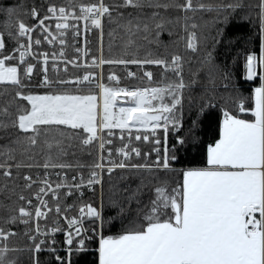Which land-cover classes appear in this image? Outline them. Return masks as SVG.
Segmentation results:
<instances>
[{
  "label": "snow or ice",
  "instance_id": "1",
  "mask_svg": "<svg viewBox=\"0 0 264 264\" xmlns=\"http://www.w3.org/2000/svg\"><path fill=\"white\" fill-rule=\"evenodd\" d=\"M121 6L133 9L176 7L185 12L196 10L193 0H186L184 4L123 0ZM24 7V4L0 7V13L4 16L3 30L0 31V84H11L17 88L13 100L0 108V132L5 133V142L0 144V170L3 176L11 178L13 168L33 167V164H26L18 157L32 160L34 149L41 144L49 151L48 160L43 164L45 169L70 168L69 164L52 161L54 149L60 155L64 154L63 139H48L53 132L65 138L66 132L60 126H66L81 130L79 135L84 145L97 143L99 154L90 166L86 181L83 175L72 184H68L65 178L63 184L58 183L52 189L45 179L42 182L44 187L36 195L42 208L53 211L41 197V194L47 195L51 191L57 202L55 212H67L73 206L65 209L59 206L58 189L67 188L66 196H72L74 190L79 192L85 185L93 191L99 185L102 191L105 173L111 176L117 169L132 174L147 173L151 177L148 183L142 177L136 189L123 200L109 198L107 208L112 209L114 215L106 214L103 194L98 207L86 203L79 207V216L65 215L68 258L62 259L56 254L54 246L47 248L55 254L54 259L58 264H71L73 248L76 252H86L93 243L98 245V264H264V0L259 5L261 12L257 31L247 38V44H254L255 47H245L238 53L244 58V79L254 82L255 87L250 88L247 95L233 87L232 94L222 98V105L217 104L214 94L208 95L195 111L190 102L187 127L184 92L196 84V79L185 82L183 58L180 55H174L169 60L153 57L149 53L141 58L133 50L135 40L130 38L121 54L105 57L103 19L107 16L111 21L112 7L104 0L88 4L70 2L66 6L49 4L42 11L33 5L26 13L33 20L31 25L18 19L19 10ZM198 7L222 14L214 21L218 25L216 37L202 59L209 83L213 86L211 92L214 93L216 78L224 81L225 89L231 83L232 73L226 65L217 62L216 48L224 39L230 15L241 9L243 4L241 0H233L225 5L200 4ZM158 15V12L153 13V17ZM69 20L73 21L71 25ZM48 21L55 22L58 35L50 31L52 25L46 23ZM80 21L84 22L85 32L90 25L100 31V55L83 65L76 60L64 59L65 73L68 65L84 69L82 75L65 79L59 75L61 68L57 60V56H65L63 50L41 54L39 51L34 53L33 48L40 46L42 41L55 44L58 39L63 49L69 32L74 37L81 35ZM155 27L160 30L157 32L159 36L163 24L157 23ZM192 27L196 28V25ZM124 28L130 37L141 31V25L132 21ZM143 30L149 31V26L144 24ZM33 33H36L35 38ZM187 47L198 50L195 32L187 41ZM76 51L80 52L81 49L77 48ZM41 55L42 66L37 68L41 64ZM84 55H88L87 50H84ZM49 56L53 58L55 78L48 75ZM104 65L123 66L125 69L136 65L141 76L137 77L133 71H126V76L146 80L147 84L134 88L121 87V77L115 72L107 76L108 83H105ZM148 65L163 66L160 76L162 86H154V73L146 70ZM34 71L42 79L33 85ZM169 71L176 77L175 80H168ZM31 87L46 91L44 94H33L31 90L25 92L26 88ZM17 99L26 102L27 106L16 103ZM122 100L128 106H120ZM13 106L15 116L10 111ZM218 106L223 115L218 138L206 145L203 159H189L186 153L190 154L192 148L201 143L199 132L202 116L206 110ZM9 129L16 130L14 138L8 134ZM114 129L120 130V146L115 149L106 147L113 145ZM85 133L86 137L83 135ZM134 142L150 144L151 149L142 151ZM196 164L202 166H194ZM24 180L26 187L31 189L35 183L32 177L24 176ZM73 181H76L75 177ZM145 189L146 200L142 199ZM79 194L83 195L82 192ZM19 200L32 205V201L22 194ZM0 207L9 212L4 220L6 225L18 222L28 225L33 216L37 221L42 217L47 218V212L42 211L41 207L34 211L23 206L10 210L7 206ZM13 212H18V215ZM117 226L119 231L110 234V230ZM60 230L57 226L51 231L54 235ZM35 231L43 236L48 235L47 232H40L38 224ZM15 235L0 226V264H18L14 253L20 250L8 244L10 237ZM29 239L33 242L29 251L36 254L42 251V246L48 245L46 239L37 240L36 235H30ZM55 244V239H52L51 245ZM32 264H41L38 256L32 258Z\"/></svg>",
  "mask_w": 264,
  "mask_h": 264
},
{
  "label": "trees",
  "instance_id": "2",
  "mask_svg": "<svg viewBox=\"0 0 264 264\" xmlns=\"http://www.w3.org/2000/svg\"><path fill=\"white\" fill-rule=\"evenodd\" d=\"M95 3L96 0H0V7H8L16 4H24L25 7L19 10L18 19H22L26 24L31 25L33 23L32 18L26 15L29 12L31 6H37L41 11L44 6L49 4H56L58 6H66L69 3ZM106 4L112 7V19L109 21L108 17L105 16L103 19V55L117 56L121 54L125 43L131 38L135 40V48L133 49L136 53L144 58L148 56L149 53L153 57H159L164 59H171L174 55H180L183 58V70L184 79L188 83L194 78L196 79V84L190 88L185 89V127L188 126L190 122V117L187 115V109L189 103L193 107V111L203 101L208 95L214 94L216 97V102L218 105H222V98H226L232 94L233 87L240 89L245 95L249 93V89L255 87L254 82L246 81L244 79L245 69L244 58L242 55L238 56L245 47H255V45H248L247 38L253 36L257 31L256 25L259 20V15L261 9L259 7L261 0H241L243 7L238 9L236 13L230 15V22L224 31V39L221 41L220 45L216 48V59L217 62L226 65L228 70L232 73L231 83L229 88L225 89L223 87L224 81L221 78H216L215 82V92L212 93V85L209 83V78L207 75L206 68L202 65V59L207 50L213 44V40L216 37V27L218 25L214 24L217 17L222 15L215 11L201 10L198 6L200 4L204 5H225L227 3H232L233 0H193V6L196 8L195 11L189 10L185 12L181 8L170 7L168 9L163 8H149L145 7L142 9H133L130 7H123V0H104ZM153 3H169V4H184L186 0H152ZM71 10V9H70ZM78 10V9H77ZM158 12L159 15L153 17V13ZM4 16L0 13V31L3 30ZM132 21L133 24L139 23L141 25V31L135 36H129L126 32L124 26ZM157 23L163 24V30L160 35L157 36V32L160 31L156 29L155 25ZM147 24L149 26V31L145 32L143 30V25ZM195 24L196 28L192 25ZM192 32L197 35V46L198 50L193 51L187 47V41L191 37ZM111 34V35H110ZM147 37V38H145ZM95 49L98 46V39H95ZM109 46H111V51H109ZM51 53L52 51L48 50ZM97 54V51H96ZM18 55V53H17ZM235 60V63L233 61ZM42 65H38L37 68ZM127 69H134L141 76V71L136 65H130ZM123 66H103L104 82H107V76L112 72H115L121 77L120 86L134 88L136 86L146 85V80L127 78L126 70ZM146 70L152 71L154 73V81L156 84L154 86H162L163 81L160 80V76L163 73V66L148 65ZM82 70H71L67 73L61 72L59 75L65 79H72L76 74H83ZM56 74H53L51 78H55ZM168 80H175L176 77L171 71L168 72ZM42 76L38 75L34 71L32 84L34 85L38 80H41ZM29 90L33 94H44L46 89L31 87V89L26 88L25 92ZM17 88L11 84H0V108L5 104L11 102L15 97ZM85 92L88 91L87 88L84 89ZM16 103H20L21 106H27L26 102H20L18 99ZM13 116H15L14 106L10 109ZM223 115L221 107L211 108L206 110L205 114L201 118V129L199 132L201 143L193 147L189 159H195L197 161L203 159L206 154V145L211 143L214 138H218L219 126L222 123ZM61 130L66 132V137H59L58 133H50L48 139L51 141L55 139H63L64 154L60 155L55 149L52 151V161L55 163H65L71 165L66 171H59L60 174L66 175L70 180L75 177L78 178L80 173H84L87 176L91 170V165L96 161L98 157V144L85 146L82 143V138L79 135L81 130H72L66 126H60ZM115 136L113 137V146L116 147L120 145L118 136L120 130H113ZM107 131H105L106 135ZM8 134L15 136L16 130L9 129ZM5 133L0 132V144H3ZM86 137V133L83 134ZM67 137H71L68 139ZM171 141V137H170ZM137 146L141 147L142 151H148L151 149L150 144H141L139 142H134ZM153 153V157H154ZM49 156V151L41 144L33 151V159L29 160L27 157H18V159H23L26 164H33V167H24L19 170L16 168L12 169V177L7 178L3 176L2 170H0V206H7V209H18L23 206L27 210L29 205L26 201L19 200V195H24L28 199L32 200L37 194L39 187L38 184L33 183L31 189L26 187V181L24 176H31L32 180H37V174L43 176L48 173V171L43 167V164L47 162ZM194 166H202L201 164H196ZM162 176L163 173H160ZM145 179V183L151 180V177L147 173H137L132 174L127 170L114 171L111 176L105 173L104 175V185L103 190L95 188L94 191H90L84 195H79L75 190L72 196H66V191L59 192V199L61 208L65 206H73L74 209H78L86 203H91L93 206L98 207L101 203V194H103V201L105 204V211L107 215H114L112 209L107 208L109 198L123 200L126 195H128L132 190L136 189L140 183L141 178ZM68 180V181H70ZM86 181V177H85ZM78 182V181H76ZM153 183L155 181H152ZM7 185V188L5 187ZM147 189H145V196L142 199L146 200ZM57 206L56 199L49 197V208L53 211H48L46 222L51 224H57V218L59 214L55 212ZM135 207V205H133ZM9 214L4 207H0V226L6 227L9 231L16 233L15 236L10 237L8 244L9 247L17 248L20 251L14 253L15 257L18 259V264H32V258L38 256L41 264H58L54 259L53 253L47 250L48 245L42 246V251L39 254L29 251L33 247V242L29 239L30 235H33L31 230L32 223L24 225L23 223H17L15 225H6L4 220ZM12 214L18 215V212H13ZM61 214V213H60ZM119 231V227H114L110 230V234H116ZM37 240L39 238L37 237ZM75 243V241H74ZM61 238L58 239V243L54 245L56 249H63L69 247L65 245ZM98 245L93 243L90 249L86 252H76L72 251L70 257L71 264H98ZM56 254L61 256H66L64 252H57ZM67 259V257H63Z\"/></svg>",
  "mask_w": 264,
  "mask_h": 264
},
{
  "label": "built area",
  "instance_id": "3",
  "mask_svg": "<svg viewBox=\"0 0 264 264\" xmlns=\"http://www.w3.org/2000/svg\"><path fill=\"white\" fill-rule=\"evenodd\" d=\"M68 22L70 23V25H71V23H73V21H71V20H69ZM46 23L52 25L50 31L53 32V35H58V33H57L56 29H55V26H54V23L55 22L54 21H48ZM83 24H84V22L83 21H80L81 35L79 37H74L71 32L68 33V35L66 37V45L63 47V49H61V46L59 44V40L57 39V41L55 42V44H52V45L48 44L46 41H42V44L40 46H38V47L37 46H34L33 52L35 53V52L39 51L42 54L43 52H47L48 50H50L52 52L59 53L61 50H63L64 53H65V56L63 58H60V57L57 56V60L59 61V65L58 66H60V68H61V71L60 72H64L63 71V60L64 59L76 60L81 65L85 64L86 62L87 63H90L91 62V59L93 57H98L100 55V51H99L100 48H101L100 47V42L98 43V46L95 49V46H96V44H95V41L96 40L95 39H98V41H100L101 35H100V31L98 29H95L91 25L89 26L88 31L85 32L84 31V28H83ZM33 36L35 38L36 37V33H33ZM85 39H87V44H85ZM77 48L81 49V51L80 52H77L76 51ZM84 50H87V52H88V55L87 56L84 55ZM96 51L98 52V54H96ZM39 59L41 60V64L40 65H42L43 57H39ZM52 64H53V58L52 57H49V73H48V75H49L50 78H51V74L52 73L55 74L52 71ZM67 67H68V71H70V70H78V69L84 70L83 67H81V68H74L72 65H68ZM127 71H133V70H127ZM133 72H136V71H133ZM78 75H82V74H78ZM137 77H139V73H137ZM127 78H131V77H127ZM133 79H136V78H133ZM86 146H88V145H86ZM112 146L113 145L106 146V147H112ZM118 147L119 146L112 147V148L115 149V148H118ZM113 158H115V155H114ZM58 170L59 169H57V171H48V173L44 175V178H43L42 175L37 174V178H36L37 180L34 181L35 184H38V187L40 189L41 187H44V185H43L42 182L45 179H47L48 182H49V184L51 185V188L52 189H55V187H56V185L58 183L63 184L65 182V178H66L68 184H72V183H74L76 181H79L80 176L81 175L84 176V173H85V171L83 173H80L78 175V178H76V181H73V178H71V180H70L66 175L60 174V172ZM117 170H121V169H117ZM89 173H90V171H89ZM89 173H88V175H89ZM88 175L87 176H84V177H86V179H87ZM68 180H70V181H68ZM95 188H99L101 190V188H100L99 185H97ZM57 191H58V195H59V192L60 191H66L67 192L68 189L62 187V188L58 189ZM90 191H93V190L89 189L85 185L84 187H82L79 190V192H77V191L76 192L78 194L80 192H82L83 195H84V194H86V193H88ZM38 192H39V190H38ZM36 195L31 200L32 201V205L29 206V209H28L29 211H34L35 208L41 207V205L36 200ZM41 197H42V199H44V200L47 201V204H48V207H49V197H53L52 192L51 191H48L47 195L41 194ZM68 207L69 206H65L62 209H65V208H68ZM78 209H74L73 207H71V209L68 210L67 212L61 211V214H59L60 216H59V218H57V221H56L57 224H54V225L51 224V223L46 222V219L47 218H43L42 217V218H40L37 221V219L33 216V218L30 221L32 223L31 230L33 232V235H36L39 239H46L50 245H51V240L52 239H55L56 243H58V239L61 238V240L63 241V243L65 245H67L66 244V238H67L68 227H67V221L64 220L63 217L65 215H67L69 217L79 216ZM41 210L47 212V215H48V209L47 208H42L41 207ZM37 224L39 225L40 232L41 233L47 232V234H48L47 236L40 235V234H38L35 231V229L37 227ZM57 226L61 230L58 231V232H56L53 235L51 230H52L53 227H57ZM87 226H88V222L86 220L85 221V227H87ZM51 246H54V245H51ZM67 250H68L67 247H65L63 249H57V252H64L66 254V256H61L60 255L62 259H63V257H67Z\"/></svg>",
  "mask_w": 264,
  "mask_h": 264
},
{
  "label": "crops",
  "instance_id": "4",
  "mask_svg": "<svg viewBox=\"0 0 264 264\" xmlns=\"http://www.w3.org/2000/svg\"><path fill=\"white\" fill-rule=\"evenodd\" d=\"M120 106H128L126 102H124L123 100L120 102ZM114 130H119V129H114Z\"/></svg>",
  "mask_w": 264,
  "mask_h": 264
},
{
  "label": "rangeland",
  "instance_id": "5",
  "mask_svg": "<svg viewBox=\"0 0 264 264\" xmlns=\"http://www.w3.org/2000/svg\"><path fill=\"white\" fill-rule=\"evenodd\" d=\"M98 54V53H97ZM49 168H51V167H49ZM55 169H59L58 171H66L68 168H65V169H61V168H55ZM52 171H57V170H52Z\"/></svg>",
  "mask_w": 264,
  "mask_h": 264
}]
</instances>
